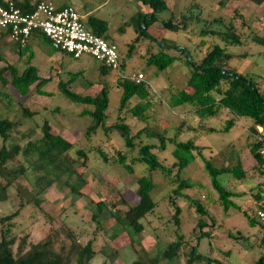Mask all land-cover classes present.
Segmentation results:
<instances>
[{"label": "rangeland", "instance_id": "rangeland-1", "mask_svg": "<svg viewBox=\"0 0 264 264\" xmlns=\"http://www.w3.org/2000/svg\"><path fill=\"white\" fill-rule=\"evenodd\" d=\"M83 1L88 6L104 2L96 14L110 23L107 38L117 46L124 58V69L120 71L121 75L115 71L103 74L101 64L89 54L73 58L68 53L54 49L46 41L39 42L38 46L31 42L27 48L33 51L31 64L37 67L38 73L50 77L42 89L51 95L38 94L34 85L26 95H20L10 85L9 73H4L8 83L3 84L0 80V118L13 121L5 146L8 149L17 148V153L6 160V167L24 170L7 187L5 200L0 201V218L14 211L20 200H31L11 219L12 234H27L28 239L35 242L47 233L51 225L64 223L81 232L82 245L92 239L95 255L90 264H129L139 256L146 260L145 264H152L147 258H153L156 264H188V246L197 243L196 235L191 234L197 221L194 206L184 195L178 198L177 203L181 207L179 229L186 244L177 259H162L161 251L167 242L176 237L170 216L174 208L169 200L177 185L176 176L174 171L170 175L158 169L150 171L144 163L136 160L138 147L143 143H153L156 144L153 152L169 166L173 161L171 151L174 148L169 138L176 135L178 141L192 140L200 148V154L195 152V159L180 170L179 178L190 181L191 187L183 191L199 201L213 219L210 225L211 220L204 218L207 225L202 231H208L210 236L200 240L196 252L219 259L225 264H253L264 253V244L259 242L260 225L250 226L244 213L251 214L264 201V165L259 166L249 152L250 144L259 136L250 132L251 120L245 117L240 118L228 131H223L228 118V112L223 107L213 116H199L189 104L171 106V95L181 89H188L185 81L191 68L185 63L184 54L174 48H165L161 43L185 47L187 58L190 56L194 61H199L214 45H218L233 55L224 63V67L249 75L264 92V46L251 39L255 33L264 34V1L257 6L251 0H165L167 7L156 14L157 23L147 28V36L137 30L138 20L148 12V8L139 0ZM71 2L75 4V0ZM75 6L77 12L81 13V8ZM190 8L192 10L189 12ZM235 13L242 18H230ZM189 14L193 17L185 21V26L180 24L176 30L161 26L163 20L175 22L181 15L187 18ZM217 17H221L223 22L214 19ZM230 19L240 34V44H227L220 37L219 31ZM6 46L9 49L3 52ZM16 50L17 45L3 34L0 56L5 61H0V67L11 63L18 72L22 71L25 56H19ZM161 50L172 56H180L162 71L147 64V57ZM138 72L144 75L151 105L141 116L136 117L130 108L139 100L133 97L125 106L119 107L121 90L116 80L117 77H132ZM71 77L74 78L68 81ZM67 81V88L80 95L96 94L101 82H105L108 87L106 124L123 120L129 125L131 133L143 127H147L148 131L163 132L164 147H160L158 137H148L145 133L135 139L134 147H127L123 137L116 131L106 133L98 129L86 136L90 118L80 112L84 108H92V105L74 102L62 94L58 83ZM44 121L49 122L53 133L73 144L69 150L72 168L40 191V184H45L47 176L44 172L33 171L37 154L32 143L40 146L41 125ZM210 127L213 130H209ZM80 148L85 157L77 154ZM231 150L241 158L246 176L241 180L228 173L218 177L232 192L231 199L235 204L224 210L217 192L211 186L202 157L218 165L223 159L219 152L227 155ZM120 153L123 163L119 161ZM125 165H129L132 172ZM41 174L46 177L41 183L36 182ZM78 175L83 180L82 185ZM142 175L155 183L150 194L157 204L151 213L141 219L143 230L130 236L127 231L119 230L114 215L126 207H112L111 203L122 196L128 203L134 204L137 201L136 178ZM5 180L0 176V183ZM77 184L80 185L79 193L70 190L71 185ZM258 190H262L259 200L255 196ZM98 201L104 209L96 220H92ZM229 232L232 236H229ZM130 241L131 248L128 246ZM192 264L205 263L195 261Z\"/></svg>", "mask_w": 264, "mask_h": 264}, {"label": "trees", "instance_id": "trees-1", "mask_svg": "<svg viewBox=\"0 0 264 264\" xmlns=\"http://www.w3.org/2000/svg\"><path fill=\"white\" fill-rule=\"evenodd\" d=\"M16 6L22 11H29L32 6L28 4L26 0H12ZM144 6L148 8V12L143 14V18H140L137 23V30L140 34L147 36V28L153 23H157L156 14L166 9L165 0H139ZM255 5H260L264 0H251ZM0 0V4L3 3ZM192 9H189V12ZM193 15L189 14L186 18L181 15L179 20L172 22L171 20L161 21V26L176 30L182 26L186 20H189ZM242 18L238 13L233 14L230 18ZM218 22H223L221 17L214 18ZM90 22L93 26L90 30L103 36L107 29V22L103 19L91 17ZM3 31V30H0ZM6 35L7 33L3 31ZM221 39L227 44H240V34L235 30L231 19L224 23L223 30L219 31ZM34 35V34H33ZM32 35V36H33ZM37 36L43 35L37 33ZM139 35L136 36L138 38ZM45 38V37H44ZM252 41L256 44L264 46V34H254L251 37ZM165 48H174L184 54L185 63L191 68L190 75L185 81V85L188 89H181L177 93L171 95L170 105L179 106L183 104H189L194 108V111L199 116H213L217 114L221 107L227 110L228 118L225 120L223 131H228L232 128L240 118H249L251 124L249 130L253 135L259 136L255 141L250 144L249 152L252 158L257 162L259 166L264 165V154L261 150L264 148V92L260 90L257 83L247 74L238 73L233 70H229L224 67V63L228 61L233 55L226 53L224 49L218 45H214L205 55L199 60L194 61L190 56L187 58L188 51L185 47H178L176 45H165L161 43ZM17 45V52L19 56H25V66L21 72H18L16 67L11 63H6L0 67V80L3 84L8 83L5 72L10 75V85L20 95H26L30 87L34 85L35 91L40 95H51V93L43 90V85L49 80L50 77H42L38 74V69L35 65L31 64L33 58L32 53L23 55L28 50L27 45L21 47ZM119 53V51H118ZM120 69L123 70L125 66L124 58L120 55ZM180 56H172L164 51L153 53L147 57V64L153 65L157 70L166 69L176 58ZM0 61H5L0 56ZM112 70L101 65V72L108 74ZM74 76V75H73ZM71 77L68 81L73 79ZM67 82H59L58 89L67 98L74 102L82 104H90L92 108H84L80 114L88 116L90 123L87 127L85 135L96 132L101 129L103 132L116 131L124 139V143L127 147H134L135 139L142 133L146 136H156L160 139V147H164V134L163 132L148 131L147 127H143L131 133V129L128 124L123 120L106 124L105 110L108 105V87L106 83L101 82V86L96 94L80 95L69 88H67ZM117 87L120 88L121 93L119 97V107L125 106L129 100L136 97L139 101L135 103L130 111L133 116H141L149 107V91L144 81L135 83L133 80L124 77H117ZM13 126V121L8 118H0V137L2 145L0 147V176L6 180L4 183H0V201H4L6 198V189L11 182L23 172V168L8 169L6 167V160L12 158L17 153V148L8 149L5 146V141L9 137V131ZM257 127L262 128L260 133ZM42 136L40 140V146L36 143H32L33 148L36 150V161L33 162V171L44 172L45 175H38L37 181L41 183L43 178L46 177L45 184H40V191L47 185H50L53 180L59 179L63 174L67 173L71 167V156L69 150L73 144L67 141L59 134H55L51 131L49 122L44 121L41 125ZM209 130H213L212 127ZM173 143L174 148L171 151L173 157L172 163L166 165L158 156L153 152L156 144L143 143L137 149L136 160L144 163L147 168L151 170L158 169L166 175L175 173L177 185L172 190V196L169 197L170 203L174 208L173 213L170 215L173 219V232L176 236L172 241L167 242L166 247L161 251L162 259L171 261L177 259L180 255L181 248L186 242L182 239L179 229V217L181 214V207L178 205L177 200L180 196L184 195L190 202V205L194 206L195 213L197 214V221L195 227L192 229L191 234H195L197 237L196 245L188 246V252L186 253V263L192 264L193 262H203L205 264H225L219 259L211 256H204L196 252L197 244L203 238L210 236L208 231H202L207 225L205 217L210 219V225L213 224V219L209 215L207 209L199 203V201L189 197L183 190L191 187V183L188 179H180L179 172L185 168L189 163L195 159V152L200 154V148L193 143L192 140L178 141L176 135L169 138ZM77 154L85 157L83 149H77ZM104 157V154L99 151ZM223 159L218 165L214 164L211 159H205L202 157L204 169L206 170L210 183L213 189L217 192L221 206L224 210L234 206V202L231 199L232 192L228 190L218 179L221 174H231L237 179H244L246 172L242 167L241 158L237 152H231L225 155L222 151L219 152ZM119 161L123 163V155L119 154ZM84 163V161H82ZM125 167L132 172L129 165ZM174 171V172H173ZM173 172V173H172ZM78 181L82 185V178L78 175ZM78 183V184H79ZM70 186V190L79 193L80 185ZM135 194L137 201L134 204L128 203L122 196L114 200L111 203L112 207L118 205H124L125 209H120L115 215L116 222L119 224L120 231H127L129 235L139 234L143 230V224L141 219L145 218L151 213L155 206L156 201L151 196V191L155 187L153 181L142 175L136 178ZM258 190L255 194L259 200L260 192ZM31 200H20L18 207L0 218L2 227L0 228V264H90L94 259L95 251L93 249L92 239L87 240L83 245L81 244V232L67 226L64 223H60L58 226H50L47 233L38 239L37 241H31L28 239L27 234L14 235L11 233L13 223L12 218L17 216L19 210ZM263 202V201H262ZM260 202L256 208H260L262 205ZM95 211L92 213V220H96L104 209L100 201L95 204ZM255 210L246 216L248 224L254 226L257 223L254 217ZM261 229V227H260ZM229 236L232 234L229 232ZM261 244H264V231L261 229V236L259 239ZM132 241L128 246L132 247ZM140 257V256H139ZM137 257L133 259L129 264H145L146 260L143 257ZM152 264H156L153 258H147ZM253 264H264V253L260 255Z\"/></svg>", "mask_w": 264, "mask_h": 264}, {"label": "built area", "instance_id": "built-area-1", "mask_svg": "<svg viewBox=\"0 0 264 264\" xmlns=\"http://www.w3.org/2000/svg\"><path fill=\"white\" fill-rule=\"evenodd\" d=\"M0 30L21 47L27 44L32 34L39 33L54 49L73 58L89 54L101 65L121 75L117 46L87 28L71 5L58 7L50 0H39L31 10L22 11L12 0H4L0 4ZM128 78L135 83L144 81L140 72ZM257 128L262 132L261 127ZM254 217L264 231V201L255 209Z\"/></svg>", "mask_w": 264, "mask_h": 264}, {"label": "crops", "instance_id": "crops-1", "mask_svg": "<svg viewBox=\"0 0 264 264\" xmlns=\"http://www.w3.org/2000/svg\"><path fill=\"white\" fill-rule=\"evenodd\" d=\"M4 1V0H3ZM28 2V4L30 6H33L37 1L39 0H26ZM52 1L56 6L61 7V6H65V5H71L72 7H74V9L76 11L77 8L75 6V4L77 5V7L81 8V13L79 14L81 20L83 21V23L86 25L87 28L91 29L93 24L92 22H90L91 17H95L98 19H103L107 22V29L105 30V32L103 33L104 36H106V39L108 40V36H109V31H110V23L108 22V20H106V18H104L101 15H98L96 13L100 12V9L104 6V2H99V3H93L92 5L88 6L83 0H75V4L71 2V0H50ZM106 2V0H104ZM146 7V6H145ZM147 8V7H146ZM153 25V24H152ZM151 25V26H152ZM3 34H5L3 31H0V39L3 37ZM33 35V34H32ZM30 36V38L28 39L27 42V47L30 45V43L32 42L33 44H35L36 46H38L39 42H46L47 40L42 37V36H37V35H33ZM8 36V35H7ZM109 42H112L110 40H108ZM48 42V41H47ZM9 47H4L3 48V52L8 51ZM29 53H32L33 55V51L31 50H27L25 54L23 55H27ZM40 75V73H38ZM41 76V75H40ZM44 77V76H42Z\"/></svg>", "mask_w": 264, "mask_h": 264}]
</instances>
